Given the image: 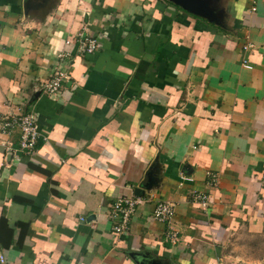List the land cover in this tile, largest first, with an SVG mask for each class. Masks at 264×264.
Wrapping results in <instances>:
<instances>
[{"label":"crops","instance_id":"crops-1","mask_svg":"<svg viewBox=\"0 0 264 264\" xmlns=\"http://www.w3.org/2000/svg\"><path fill=\"white\" fill-rule=\"evenodd\" d=\"M193 1L0 0V113L41 133L14 159L0 130V264H264V0ZM132 195L178 240L151 202L115 232Z\"/></svg>","mask_w":264,"mask_h":264},{"label":"built area","instance_id":"built-area-1","mask_svg":"<svg viewBox=\"0 0 264 264\" xmlns=\"http://www.w3.org/2000/svg\"><path fill=\"white\" fill-rule=\"evenodd\" d=\"M67 44L69 40L65 41ZM76 45L82 54H90L97 50V39L88 35H80L77 38ZM246 48V47H244ZM65 57L66 54H60V57ZM246 67L250 65L245 64ZM69 79V73L66 69L56 68L47 82L44 84L43 91L50 97L59 95L64 83ZM18 129L17 146H14L10 139L1 141L4 151L12 158L17 159L19 156H30L34 153L36 144L41 137V133L36 122V119L31 111L0 113V130L5 136H10L11 133ZM264 180V172L261 174ZM218 178L216 174H210L209 184L216 186ZM192 200L198 202L202 206L207 204V196L203 192L193 193ZM144 202H151V216L157 222L167 225L166 238L172 243L178 240L176 231L171 228L170 221L174 217L175 203L169 200H154L144 199L135 195L123 197L115 200L112 211L109 213V218L113 222V230L117 233L123 232L127 229V224L130 215L135 207ZM117 219V220H116ZM0 261H3V256L0 255Z\"/></svg>","mask_w":264,"mask_h":264},{"label":"water","instance_id":"water-1","mask_svg":"<svg viewBox=\"0 0 264 264\" xmlns=\"http://www.w3.org/2000/svg\"><path fill=\"white\" fill-rule=\"evenodd\" d=\"M182 7L184 10L192 13H198L200 11V5L193 0H170Z\"/></svg>","mask_w":264,"mask_h":264},{"label":"trees","instance_id":"trees-1","mask_svg":"<svg viewBox=\"0 0 264 264\" xmlns=\"http://www.w3.org/2000/svg\"><path fill=\"white\" fill-rule=\"evenodd\" d=\"M2 223H5V220L4 219H0V226L2 225ZM3 226H5V224H3Z\"/></svg>","mask_w":264,"mask_h":264}]
</instances>
